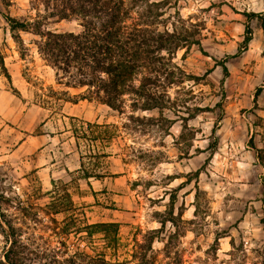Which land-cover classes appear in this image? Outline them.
Returning <instances> with one entry per match:
<instances>
[{
  "label": "rangeland",
  "instance_id": "rangeland-1",
  "mask_svg": "<svg viewBox=\"0 0 264 264\" xmlns=\"http://www.w3.org/2000/svg\"><path fill=\"white\" fill-rule=\"evenodd\" d=\"M136 10L175 36L160 54L167 94L147 110L124 95L121 110L80 98L87 88L65 84L40 35L11 30L5 15L32 22L47 14L41 0H0L11 74L0 63V264L10 226L33 264H264V29L244 15L264 13V0H142ZM44 23L82 30L77 17Z\"/></svg>",
  "mask_w": 264,
  "mask_h": 264
},
{
  "label": "trees",
  "instance_id": "trees-1",
  "mask_svg": "<svg viewBox=\"0 0 264 264\" xmlns=\"http://www.w3.org/2000/svg\"><path fill=\"white\" fill-rule=\"evenodd\" d=\"M47 14L38 11L34 21H21L5 15L12 31H33L41 36L38 42L39 53L53 68L67 77L66 85L74 88H87L82 99L95 98L114 109L125 110L124 95L137 94L144 100L143 109H154L164 105L160 100L167 94L157 84L163 64L161 52L169 48L174 34L150 29L138 22L133 13L142 0H41ZM248 21L258 18L264 29V13L245 12ZM58 16L60 19L77 17L81 20L80 32H57L46 29L44 20ZM146 25V26H145ZM252 28L246 26L244 47L252 40ZM21 41L19 34L15 35ZM4 74L10 80L1 57ZM224 74L228 69L224 66ZM136 81L139 83L136 84ZM21 97L20 92L14 89ZM68 93V91H64ZM69 94V93H68ZM134 100L131 106L138 105ZM253 148V139L250 141ZM259 159L263 160L262 150L255 148ZM264 226V218L262 219ZM11 247L5 254L7 264H33V259L21 250L23 243L16 239V230L10 226L7 232ZM75 262V261H74ZM102 263L106 261L102 260ZM51 264H55L52 259Z\"/></svg>",
  "mask_w": 264,
  "mask_h": 264
}]
</instances>
